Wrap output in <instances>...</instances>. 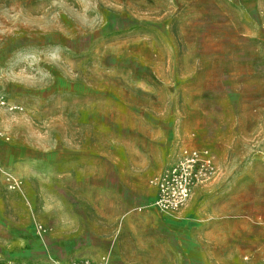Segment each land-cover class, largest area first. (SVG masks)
I'll list each match as a JSON object with an SVG mask.
<instances>
[{
	"label": "rangeland",
	"instance_id": "374dc122",
	"mask_svg": "<svg viewBox=\"0 0 264 264\" xmlns=\"http://www.w3.org/2000/svg\"><path fill=\"white\" fill-rule=\"evenodd\" d=\"M0 97V264H264V0H0ZM186 148L183 250L151 180Z\"/></svg>",
	"mask_w": 264,
	"mask_h": 264
},
{
	"label": "built area",
	"instance_id": "2783aa9c",
	"mask_svg": "<svg viewBox=\"0 0 264 264\" xmlns=\"http://www.w3.org/2000/svg\"><path fill=\"white\" fill-rule=\"evenodd\" d=\"M7 105L0 97V106ZM10 109H17V105H9ZM218 166L209 149L186 148L176 161L167 165L153 177L151 183L155 186L156 196L153 205L162 213L176 215L181 212L191 200L198 187L208 183L218 175ZM0 177L11 189H21L22 182L14 175L0 168ZM40 235L47 232V228L37 225ZM43 264H61L52 261ZM70 264H110L109 255L105 254L97 259H82Z\"/></svg>",
	"mask_w": 264,
	"mask_h": 264
},
{
	"label": "crops",
	"instance_id": "0c3cea01",
	"mask_svg": "<svg viewBox=\"0 0 264 264\" xmlns=\"http://www.w3.org/2000/svg\"><path fill=\"white\" fill-rule=\"evenodd\" d=\"M199 188L200 187H198L196 189V191ZM181 212H179L176 215H168V214H165V213H163V215H162V214H160V212H155V214H157V217L158 218H161L162 221H165L164 222L165 224L167 223V224H171V225L172 224L173 225L174 224L177 225V227L182 232V233H180V235H182V236L185 235L183 237L188 239L187 242L186 241H181V239L179 241V244L181 245V248H182L183 247V243L186 244V247H187V244H191V243H195L196 244L197 243V237H196L197 236L196 235V228H197V226H196V224L194 222L191 221V218H193V216H191V215L180 216L179 214ZM164 214L165 215H168V216H171V217H177V218H180V219H178V221H174V220H172V219H170L168 217H165ZM184 218H188L189 220H184ZM151 224H153V223H151L150 221H148V226L151 225ZM154 241H155L154 240V237L153 236H150V234H148V236H147V243L148 244L154 243ZM186 247H183V250H185ZM189 251L190 252L188 253V255H186L187 253L186 254L180 253L176 257H173V258L170 257V258H168L167 259L168 262H166V264H191L192 263V257H193V259L196 258V248H194L193 251H192V249L190 247V250ZM16 264H18V262H16ZM148 264H150V261L148 262Z\"/></svg>",
	"mask_w": 264,
	"mask_h": 264
}]
</instances>
